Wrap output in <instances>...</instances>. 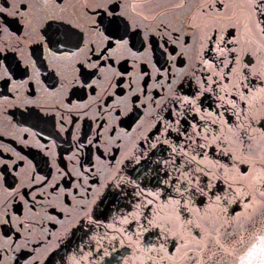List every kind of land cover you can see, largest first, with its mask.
<instances>
[{
    "label": "snow or ice",
    "instance_id": "obj_1",
    "mask_svg": "<svg viewBox=\"0 0 264 264\" xmlns=\"http://www.w3.org/2000/svg\"><path fill=\"white\" fill-rule=\"evenodd\" d=\"M11 8L9 11L8 7H0V36L9 34V40L11 38L8 22L3 19L5 15L20 17L25 30L16 36L15 44L0 39V80L5 85L11 83L8 91L15 98L23 95L21 106L28 111L26 118L34 119L33 128L40 129L36 132L24 128V133L31 132L41 138L48 127L55 128L56 124L60 125L59 131H63L66 118L72 113L91 111L93 101L100 99L97 89L101 83L104 84L102 91L107 95L128 76L129 96H136V92L145 95L158 84L163 86L164 81L176 86L173 68L176 62L183 68L191 59L188 51L196 46L195 62L188 65L186 75L196 79L197 87L170 98L171 106L165 104L160 109L167 111L168 118L163 119L157 112L152 117L157 121L152 126L153 131L139 141L141 159H137L136 153L129 157V163L154 176L156 191L149 195L163 199L156 209H151L152 200L142 205L147 211L141 212L144 223L139 227L141 231L159 230V251L165 253L161 260L180 264L184 257H191V248L183 255L181 253L192 242L200 246L206 257L205 264H245V261L247 264H264V224L249 233L247 239L226 238L237 222L245 217L250 219L257 209L264 210V0H131L130 3L128 0H72L71 3L67 0H21L13 3ZM45 21L52 22L45 24ZM33 43L36 48L30 50L23 67L7 55L9 51L17 52ZM156 51L166 58L165 64L171 66L161 64L156 67L153 64L158 76L141 69V78L147 75L157 83L131 91L132 72L119 71L120 60L131 61V68L136 69L138 62ZM33 55L36 59H32ZM38 62L42 66L46 64L50 70L53 83L51 87H44V94L53 99L52 104H42L39 96L29 98L31 93L21 91L26 85L31 88L33 81L39 83ZM29 67L31 75H28ZM17 74L27 76V79L16 81L13 77ZM69 90H74L71 95L79 93V102L73 103L71 95L67 94ZM85 96L87 101L83 99ZM129 96L123 100L127 101ZM213 96L215 116L219 119L212 118L213 112L209 111L207 116L200 117L205 121L200 130L201 124L196 121L195 114L202 111L201 97ZM139 98L136 96L137 100ZM147 99L156 103L151 97ZM0 102L8 104L9 98L0 96ZM140 103L144 104V101ZM177 105L182 106L183 112L177 110ZM104 107H110L107 101ZM32 108L36 111H31ZM97 110L100 111L99 105ZM112 111L119 120L132 109L121 111L116 105ZM189 113L193 114L192 122L185 119L182 124L181 115ZM132 119L135 122L137 118ZM67 122L76 123L75 120ZM109 131L115 132L116 128L110 127ZM124 134L127 135V131ZM96 140H99V133ZM23 142L27 143L26 138ZM87 144L92 145L93 140L87 139ZM38 147L45 152L48 150L45 144H38ZM79 147L83 148L84 143L79 142ZM13 154L24 159L19 153L13 151ZM157 157L159 159L154 160ZM15 163L9 164L8 160L0 158V179ZM77 175L83 176V173ZM113 179L112 187L121 191L125 184L136 183L119 175ZM32 182L41 187L47 183L43 176L31 178L30 187ZM22 186H8L4 190L15 196ZM47 186L53 191L59 187ZM78 187L84 190L80 193L83 201L84 193L92 191V187L87 179L81 180ZM105 187L101 184L96 189V198L109 195L104 192ZM67 191L70 189H60L61 193ZM142 194L143 190L137 193ZM20 198L24 199V196ZM35 199L34 195L33 201ZM92 202L95 203V199ZM100 202L103 203V199ZM7 207L5 198L0 224L25 228L20 217L8 215ZM83 215L80 228L85 221L94 222L88 211L85 210ZM23 219L27 220V217ZM205 219L218 225L215 231L218 237L225 238L224 242L209 238ZM169 240L175 252L165 248ZM24 246L19 244L16 250ZM153 250L148 248V251ZM65 255L53 253L48 264H56L57 256L60 264H67ZM39 259L32 256L24 264H34ZM148 264H154L151 257Z\"/></svg>",
    "mask_w": 264,
    "mask_h": 264
},
{
    "label": "flooded vegetation",
    "instance_id": "obj_2",
    "mask_svg": "<svg viewBox=\"0 0 264 264\" xmlns=\"http://www.w3.org/2000/svg\"><path fill=\"white\" fill-rule=\"evenodd\" d=\"M19 2L21 0H0V7H8L11 11L12 4ZM67 2L71 3L72 0H67ZM128 2L130 3L131 0ZM3 19L8 22L11 38L9 40V34H5L0 36V39L9 40L10 43L15 44L16 36L23 33L25 26L18 16L5 15ZM51 22L45 21L44 23ZM33 23L35 25V21ZM32 35L34 37L35 33ZM35 48L36 44L33 43L17 52L9 51L7 55L23 67L24 60H27L30 55V50L34 51ZM188 57L191 59L186 61L183 68L178 62L173 68L176 73L175 79L178 82L176 86L164 81L163 86L158 84L145 95L136 92V96L140 97L137 100L136 96H129L128 76L124 77L119 86L110 89L107 95L103 93L104 84L101 83L97 89L100 99L93 101L91 111L86 114L72 113L66 118L63 131H59L60 125L56 124L55 128L48 127L43 132L42 138L33 136L31 132L24 133V128H31L36 132L40 129L33 128L34 119L26 118L28 111L21 106L23 95L19 99L15 98L14 94L8 91L12 87L11 83L5 85L4 81L0 80V96L9 98L8 104L0 102V158L8 160L9 164L16 161L12 170L4 172L3 179H0V212L4 210L3 201L7 198L8 215L20 217L27 228L25 231V228H19V226L0 224V264H24V261L31 259L32 256L40 257L34 264H48V259L53 253L60 255L66 253L67 264H77V262L78 264H148L149 257L152 258L154 264H177L176 261L160 259L165 253L159 251L161 238L157 235L158 229L141 231L139 227L144 223L141 212L147 211L142 208V205L152 200L151 209H156L163 203V199L157 200L155 196L149 195L150 192L156 191V180L152 173L128 161L133 153L137 154V159H141L138 154V144L144 136L153 131L152 126L157 121L152 117L159 112L163 119H167V111H160V109L165 104L171 106L170 98L173 95L188 93L197 87L196 79L186 75L189 71L188 65L195 62V45L188 51ZM32 59L36 57L33 55ZM165 59L159 51H156L151 57H145L143 61L138 62L136 69L131 68V61L125 63L123 59L120 60L117 68L122 72H132L131 91H135L146 85L157 83L147 75L141 78V69L153 76H158L152 65L159 67L163 64L164 67H170L171 65L165 64ZM37 68L39 69V83L33 81L31 88L26 85L21 91L23 94L31 93L29 98L39 96L42 104H52L53 99L44 94V87H51L53 83L49 77L50 70L46 64L42 66L39 62ZM31 72L32 69L29 67L28 75H31ZM13 78L20 81L27 79V76L17 74ZM113 84H116L115 80ZM179 85H182V88H179ZM33 89L35 91H32ZM72 91L74 90H69L67 94L71 95ZM219 94L217 92V95ZM125 96H129L127 101L123 100ZM147 97H151L156 103H152ZM71 99L73 103L79 102V93L71 95ZM83 99L87 101L88 97L85 96ZM201 99L203 100L202 111L195 115L196 121L201 124L200 130H203L202 126L205 121L200 119L201 116H207L209 111H212V118H219L215 116V96L201 97ZM141 100L144 104L140 103ZM105 101L110 106L109 108L104 107ZM97 105L100 111L97 110ZM116 105H119L121 111H127L128 108L132 111L116 120V112L112 111V107ZM176 108L183 112L182 106L177 105ZM31 111H36V109L32 108ZM192 115V113L187 116L181 115L182 124L185 119L191 123ZM133 117L137 118L135 122ZM68 120H75L76 123H68ZM137 123L140 125L139 128H137ZM110 127H115L116 131H109ZM124 131L128 134L125 135ZM97 133H99L98 141L96 140ZM25 138L27 143L23 142ZM87 139H92L93 144L88 145ZM79 142L84 143L83 148L79 147ZM38 144L47 145V152L38 147ZM6 149L19 153V156L24 159H18L13 151ZM164 156H167V153H164ZM70 157L74 158L70 159ZM77 173H83V176H78ZM117 175L126 181L135 180L136 183L125 184L124 190L121 191L119 188L112 187L115 183L113 178ZM40 176L46 178L47 183L44 187L34 182L30 187L31 178ZM83 179L88 180L92 191L84 193L83 201H81L80 193L84 190L78 186ZM21 184L23 186L20 187L18 195H8V192L4 190L8 186L15 188ZM48 184L59 187L53 191L47 186ZM101 184L106 185L104 192L109 195L96 198L95 191ZM60 189H70V191L61 193ZM141 190L143 194L137 195ZM34 195L35 201H33ZM21 196H24V199H21ZM94 199L95 203L92 202ZM101 199L103 203L100 202ZM85 210L91 214L94 222L85 221L83 228H80V221L84 220ZM164 211L166 214L167 210ZM24 217H27V220H24ZM261 218H264V210L257 209L250 219L245 217L237 222L226 238L228 240L247 239V235L253 232L252 229H260L263 224ZM203 222L210 239L219 238L221 242H224L225 238L218 237L215 231L217 224L210 223L207 219ZM72 232H75V236H72ZM19 244L25 246L17 251L16 247ZM149 247L154 250L148 251ZM165 248L175 252L171 240ZM189 248L193 249L191 257H184L180 264H205L206 257L200 251V246L192 242H189L182 250L181 255ZM56 264H60L59 256L56 257Z\"/></svg>",
    "mask_w": 264,
    "mask_h": 264
},
{
    "label": "water",
    "instance_id": "obj_3",
    "mask_svg": "<svg viewBox=\"0 0 264 264\" xmlns=\"http://www.w3.org/2000/svg\"><path fill=\"white\" fill-rule=\"evenodd\" d=\"M261 220H263V224H264V218H261ZM262 223V222H261ZM253 231H256L257 229H252ZM245 264H247V261H245Z\"/></svg>",
    "mask_w": 264,
    "mask_h": 264
}]
</instances>
